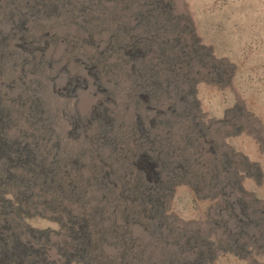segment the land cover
<instances>
[{"label":"rangeland","instance_id":"rangeland-1","mask_svg":"<svg viewBox=\"0 0 264 264\" xmlns=\"http://www.w3.org/2000/svg\"><path fill=\"white\" fill-rule=\"evenodd\" d=\"M0 124V264H264V0H0Z\"/></svg>","mask_w":264,"mask_h":264},{"label":"bare ground","instance_id":"bare-ground-1","mask_svg":"<svg viewBox=\"0 0 264 264\" xmlns=\"http://www.w3.org/2000/svg\"><path fill=\"white\" fill-rule=\"evenodd\" d=\"M2 111V110H1ZM7 118V117H6ZM5 123V122H4ZM1 125V124H0ZM6 128V126H4ZM1 128V127H0ZM1 131V130H0ZM4 132V131H3ZM7 132V131H6ZM8 138V137H7ZM7 140V139H6ZM6 142V141H5ZM9 142V141H8ZM8 147H11V146H8ZM13 147V146H12ZM1 148V147H0ZM19 148V147H18ZM3 150V149H2ZM5 150V149H4ZM25 150V149H24ZM22 151V150H21ZM21 153V152H20ZM10 154V153H9ZM3 156V155H2ZM29 156V155H28ZM22 160V159H21ZM20 161V160H19ZM18 162V161H17ZM10 163V162H9ZM13 163V162H12ZM8 177V176H7ZM11 178V177H10ZM11 181V180H9ZM1 202V200H0ZM3 205V204H2ZM1 209V208H0ZM5 212V211H4ZM4 226V225H3ZM3 230V229H2ZM17 242V241H16ZM11 249V248H10ZM5 250V249H4ZM8 251V250H7ZM13 251V249H12ZM84 251V250H83ZM17 253V252H16ZM83 253V252H82ZM90 254V253H89ZM96 255V254H95ZM90 256V255H89ZM13 258V257H12ZM30 258V257H29ZM9 259V258H8ZM22 260V259H21ZM28 261V260H27ZM34 262V261H33ZM29 263V262H28ZM11 264V263H10ZM37 264V263H36Z\"/></svg>","mask_w":264,"mask_h":264}]
</instances>
